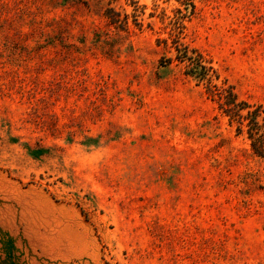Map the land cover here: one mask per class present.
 <instances>
[{
    "label": "rangeland",
    "instance_id": "rangeland-1",
    "mask_svg": "<svg viewBox=\"0 0 264 264\" xmlns=\"http://www.w3.org/2000/svg\"><path fill=\"white\" fill-rule=\"evenodd\" d=\"M264 0H0V264H264Z\"/></svg>",
    "mask_w": 264,
    "mask_h": 264
},
{
    "label": "trees",
    "instance_id": "trees-1",
    "mask_svg": "<svg viewBox=\"0 0 264 264\" xmlns=\"http://www.w3.org/2000/svg\"><path fill=\"white\" fill-rule=\"evenodd\" d=\"M208 92L219 101L222 111L229 116L230 120L238 122V132H242L245 126L246 137L249 139L250 148L257 157L264 160V116H260V109L256 107L241 114L243 108L249 105L245 101H237L236 94L231 87L219 89L215 85L208 88Z\"/></svg>",
    "mask_w": 264,
    "mask_h": 264
}]
</instances>
